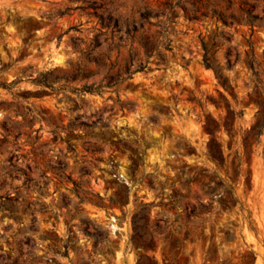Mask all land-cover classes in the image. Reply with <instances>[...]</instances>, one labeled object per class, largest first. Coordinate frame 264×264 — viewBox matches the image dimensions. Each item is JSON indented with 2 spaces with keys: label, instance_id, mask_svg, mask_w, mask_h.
<instances>
[{
  "label": "rangeland",
  "instance_id": "374dc122",
  "mask_svg": "<svg viewBox=\"0 0 264 264\" xmlns=\"http://www.w3.org/2000/svg\"><path fill=\"white\" fill-rule=\"evenodd\" d=\"M263 111L264 0H0V264H264Z\"/></svg>",
  "mask_w": 264,
  "mask_h": 264
},
{
  "label": "trees",
  "instance_id": "16d2710c",
  "mask_svg": "<svg viewBox=\"0 0 264 264\" xmlns=\"http://www.w3.org/2000/svg\"><path fill=\"white\" fill-rule=\"evenodd\" d=\"M208 65H211L208 63ZM250 66L254 69V74H258V71L255 68V64L253 61L250 62ZM263 117H264V111H263ZM205 207L208 209H211L209 206L204 204ZM256 254L254 251L251 252H243L241 253L239 259L237 261H234L232 258L226 259L222 262V264H255L256 262Z\"/></svg>",
  "mask_w": 264,
  "mask_h": 264
},
{
  "label": "bare ground",
  "instance_id": "6f19581e",
  "mask_svg": "<svg viewBox=\"0 0 264 264\" xmlns=\"http://www.w3.org/2000/svg\"><path fill=\"white\" fill-rule=\"evenodd\" d=\"M256 264H258V261H257V263Z\"/></svg>",
  "mask_w": 264,
  "mask_h": 264
}]
</instances>
